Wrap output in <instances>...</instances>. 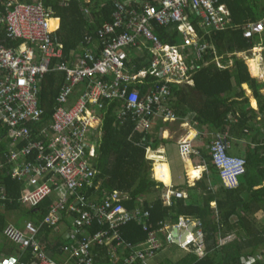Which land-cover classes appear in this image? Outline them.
Listing matches in <instances>:
<instances>
[{
  "label": "built area",
  "instance_id": "built-area-1",
  "mask_svg": "<svg viewBox=\"0 0 264 264\" xmlns=\"http://www.w3.org/2000/svg\"><path fill=\"white\" fill-rule=\"evenodd\" d=\"M0 4L4 8L0 15V149L5 147L0 151V172L21 182L23 206L53 197L39 224L29 222L25 230L14 224L4 227L3 234L18 252L3 257L0 264H24L21 251L28 245L33 258L25 264H93L95 245L108 248L112 263L120 258L121 264H161L158 253L171 244L202 257L200 220L180 216L177 222L160 221L157 228H151L149 210L124 207L121 202L128 198L119 191L95 198L100 180L91 162L101 136V110L112 104L116 121L131 120L134 134L149 133L156 119L176 121L173 112L159 104L169 92L166 83L193 84V57L198 59L202 53L224 67L222 56H211L207 39L214 42L221 32L241 31L251 47L233 55L245 60L259 58L263 69L264 15L235 24L223 0L117 1L111 20L98 27L94 37L86 35L79 52L66 59L56 35L60 18H52V9L43 0H0ZM51 20H58L56 29H51ZM156 28H171L177 44L162 43ZM187 50L194 52L190 59ZM51 71L64 73V79L50 122L41 125L44 111L38 105V93L43 76ZM145 83L150 84L142 92L140 85ZM209 149L222 184L236 188L246 171L245 160L227 153L229 143L222 136L212 138ZM178 150L185 162L200 155L188 137L179 140ZM6 197L5 187L0 186V209L5 207ZM186 197L184 191L172 188L161 194L164 205L172 198ZM64 210L73 212L68 215L71 224L91 226L97 221L101 228L82 238L72 234L74 241L57 259L35 234L43 224L61 228ZM131 221L146 233L140 242L121 236L120 227ZM226 239L221 238L220 243Z\"/></svg>",
  "mask_w": 264,
  "mask_h": 264
},
{
  "label": "trees",
  "instance_id": "trees-1",
  "mask_svg": "<svg viewBox=\"0 0 264 264\" xmlns=\"http://www.w3.org/2000/svg\"><path fill=\"white\" fill-rule=\"evenodd\" d=\"M117 1L124 0H43L53 10L54 17L60 18L57 36L63 44L66 57L77 54L84 37H94L97 28L111 20ZM223 1L229 4L235 23L255 21L264 15L261 0ZM58 23V20H51V29H56ZM155 34L163 43L177 44L171 28H157ZM217 39L219 42L216 46L220 52L245 50L249 46L241 31L222 32ZM193 53L187 50L188 59L192 58ZM255 69L254 61L244 62L237 58H234L232 67L219 68L214 62H210L207 53H202L198 59L193 57V84L166 83L169 92L165 99H159V104L173 112L177 123L187 120L198 127L205 138V144L201 148L192 141L194 148L200 152V155H192L194 163L205 165L201 179L193 186L186 182L183 187H172L173 190H187L191 199L189 196L172 198L170 204L164 205L161 199L164 187L158 181L162 184L165 182L166 164H156L153 167L158 171L153 174L158 180L156 181L152 177V161L146 158V148L152 149L158 144V134H134L131 120H125L122 125L115 123V109L112 104L104 105L101 110V136L97 142L96 155L91 162L96 178L100 180V188L96 191L95 198L100 200L107 193L119 191L128 198L121 202L124 207H142L149 210L151 228H157L160 221L177 222L180 216L202 222L204 255L199 257L196 253L186 252L176 260L160 259L161 264H264V221L258 216L264 215V81L252 76L256 75ZM63 79L64 73L54 71L44 77L38 93V105L44 111L41 125L50 122ZM149 84L140 85L142 92ZM243 84H247L252 91L253 98L257 101V110L250 106ZM168 123L159 119L156 132ZM217 136L228 141L229 155L245 160L246 171L239 177L236 188H226L217 168L211 163L209 146L212 138ZM4 148L3 145L0 151ZM200 172L201 169L191 168L190 178L194 180L199 177ZM0 186H4L7 193L5 207L0 209V233L4 238V246L0 249L7 256H14L17 247L3 234V229L8 224L6 213L17 212L15 224L25 230L29 222L37 225L44 219L53 197L49 196L44 202L26 207L20 201L21 182L0 172ZM69 212L73 213L63 211L62 221L65 224L61 228L55 230L51 225L43 224L37 228L35 234V238L46 249L52 250L57 259H60L59 255L74 241L72 234L82 238L86 233L101 228L97 221L91 226L85 223L71 224L73 219L68 216ZM21 217L24 219L20 220ZM120 232L122 238L134 243L142 241L146 235L141 225L135 221L123 224ZM229 237L232 238L220 243L221 238ZM107 249L99 245L93 247V264H121L120 258L114 263L109 261ZM31 258L32 247L28 245L21 251V261L25 264Z\"/></svg>",
  "mask_w": 264,
  "mask_h": 264
},
{
  "label": "crops",
  "instance_id": "crops-1",
  "mask_svg": "<svg viewBox=\"0 0 264 264\" xmlns=\"http://www.w3.org/2000/svg\"><path fill=\"white\" fill-rule=\"evenodd\" d=\"M262 5L264 6L263 2H262ZM227 6L230 9L228 3H227ZM230 13H231V9H230ZM231 20L233 23H235L233 21V18H232V13H231ZM244 23H246V22H244ZM235 24H243V23H235ZM227 31H231V30H227ZM224 32H226V31H224ZM207 43L209 45L211 56H214V57H221L222 56L223 57L222 60H220V62L224 65V67H220L217 65L216 62H214L219 68H225V67H229V66L233 65V63H234L233 53L235 51L230 52V53L229 52H220L218 50L217 46L214 44V42L207 39ZM247 44H248V42H247ZM257 70H260V68H257ZM243 87L246 90V94L250 95L249 93H247V91H248L247 89H249L248 85H247V87H245L243 84ZM263 92H264V89H263ZM252 99L254 100L253 96H252ZM253 100H252V102H253ZM252 102H251L250 106L253 109L257 110L258 109V106L256 104L257 101L255 100V106H253ZM158 122H159V119H156L153 127L149 131V134H151V135L158 134V139H157L158 144L152 149L149 148L148 153H147V157L149 159H151V161H152V164H153L152 167L156 164H162V163H165L167 165V170H166L167 184H166L165 188L183 187V186H185L186 182H189L190 186L195 185L196 181H199L201 179V177L203 176V172L205 171V165L204 164H197L196 165L194 163L193 159H191V161L187 160V162L183 161L180 154H179L178 142H179V140H181L185 137H188V139L192 140L193 143L197 144L196 145L197 147L201 148L205 144V138H203L204 134H201L198 127L191 126V124L187 120H186V122L181 123V124L177 123V121L169 122L168 124H164L163 128L159 132H156L155 129H156V124ZM190 135H193L192 139L189 138ZM176 149L178 150L179 158L177 156V153H176L177 150ZM189 164H191V165H189ZM187 167H190L189 169L196 168V167L198 169H201V171H202L201 176L198 178H195L194 180L191 179L190 175H189L190 170H187ZM187 172H188L189 177L186 176ZM182 191H183V189H182ZM185 191H186L185 194L187 195V197L189 196V198L191 199L189 192L187 190H185ZM174 246H176V245H170V246L162 249L158 254L159 259L170 258L172 260H176L177 258L181 257L180 255L184 252H182L181 254H177L176 250L180 249V248L174 247ZM0 250H1L0 251V259H2L3 257L7 256V253L5 251H3L2 249H0ZM50 251L52 252V250H50ZM16 252H18V249H16Z\"/></svg>",
  "mask_w": 264,
  "mask_h": 264
},
{
  "label": "rangeland",
  "instance_id": "rangeland-1",
  "mask_svg": "<svg viewBox=\"0 0 264 264\" xmlns=\"http://www.w3.org/2000/svg\"><path fill=\"white\" fill-rule=\"evenodd\" d=\"M262 2H263V0H262ZM52 12H53V10H52ZM52 18H58V17H54V12H53V14H52ZM170 53L168 52V51H166V55H167V57L169 58V55ZM64 57L66 58V59H70V56H68V57H66L65 56V54H64ZM253 61H255V60H250V62H253ZM262 67H263V69L262 70H260L259 72L261 73H259V75H257V76H254V77H256L259 81H264V62L262 63ZM252 69H253V67H252ZM254 72V71H253ZM248 91H247V93H249L250 95H247L248 96V99H249V103H250V105H251V102H252V96H253V94H252V91L250 90V89H247ZM263 91V90H262ZM258 106V105H257ZM191 126H193L194 127V125H191ZM179 134V133H178ZM177 150V149H176ZM177 156H178V150H177ZM178 158H179V156H178ZM189 165H191V164H189ZM155 166V165H154ZM153 166V167H154ZM190 167H187V170H190L189 169ZM154 168H153V174H156L157 172H154ZM204 173V172H203ZM186 176L187 177H189V175L188 174H186ZM5 210V209H4ZM5 212V211H4ZM6 216H7V219H8V224H14V225H16L15 224V222H16V220H17V218H18V213L17 212H15V211H8L7 213H6ZM258 216H259V218H262V220L264 221V218H263V216L264 215H262V214H258ZM24 219V217H21L20 218V220H23ZM7 224V225H8ZM30 230V229H29ZM31 230H32V228H31ZM232 237H229L228 239H231ZM226 238H224V240H225ZM228 239H226V240H228ZM4 246V240H3V238H2V234L0 233V247H3ZM174 247H178V246H174ZM185 251L186 250H184V249H177L176 250V252H177V254H181L182 252H184V253H182L180 256H182V255H184L185 254ZM175 252V253H176ZM178 257V256H177Z\"/></svg>",
  "mask_w": 264,
  "mask_h": 264
},
{
  "label": "clouds",
  "instance_id": "clouds-1",
  "mask_svg": "<svg viewBox=\"0 0 264 264\" xmlns=\"http://www.w3.org/2000/svg\"><path fill=\"white\" fill-rule=\"evenodd\" d=\"M226 3H227V2H226ZM262 17H263V16H262ZM262 17H261V18H262ZM261 18H260V19H261ZM258 20H259V19H258ZM255 21H256V20H255ZM57 32H58V31H57ZM221 33H222V32H221ZM219 34H220V33H219ZM219 34H218V35H219ZM56 35H57V33H56ZM57 37H58V36H57ZM217 37H218V36H217ZM58 39H59V38H58ZM59 41H60V40H59ZM214 42H215L214 44L216 45V44L219 42V40H218V39H217V40H214ZM162 43H163V42H162ZM62 45H63V44H62ZM250 47H251V45L249 44V46H248L245 50H240V51H235V52H244V51H247ZM235 52H234V53H235ZM234 53H233V54H234ZM233 57H234V58H237L235 55H233ZM237 59H242V60H244V62L246 61V60L243 59V58H237ZM247 60H248V59H247ZM250 60H251V59H250ZM232 66H233V65H232ZM232 66H229V67H232ZM225 68H228V67H225ZM58 73H60V72H58ZM251 75H252V74H251ZM252 76H257V75H252ZM263 78H264V77H263ZM124 122H125V121H124ZM124 122H123V123H124ZM115 123H117V124H119V125H122V124H123V123H121V124L118 123V122L116 121V119H115ZM148 148H149V147H148ZM146 158L149 159V158L147 157V154H146ZM149 160H151V159H149ZM152 165H153V164H152ZM151 172H152V177L154 178V180H156L155 177H154V175H153V167H152V169H151ZM156 181H158V180H156ZM158 182H160V184L163 185V187H164V190H163V191H165V190L167 189V188H165L166 185L162 184L161 181H158ZM163 191H162V192H163ZM171 245H176V246H178L177 244H171ZM168 246H170V245H168ZM168 246H167V247H168ZM178 247H179V246H178ZM179 248H180V247H179ZM180 249H181V248H180ZM160 251H161V250H160ZM185 252H187V251H185ZM158 254H159V253H158ZM157 259L160 261V259H159L158 256H157Z\"/></svg>",
  "mask_w": 264,
  "mask_h": 264
},
{
  "label": "bare ground",
  "instance_id": "bare-ground-1",
  "mask_svg": "<svg viewBox=\"0 0 264 264\" xmlns=\"http://www.w3.org/2000/svg\"><path fill=\"white\" fill-rule=\"evenodd\" d=\"M3 10H4V8H3V6H1V4H0V15L3 14ZM50 26H51V25H50ZM248 61H250V59H248ZM254 62H255V65H256L255 73H256V75H258V74L260 73V72L257 70V68H260V67H259V64H258V62H259V58H258V59H255ZM256 71H257V72H256ZM48 73H49V72H48ZM48 73H46V74H48ZM253 73H254V72H253ZM46 74H45V75H46ZM260 74H261V73H260ZM45 75L43 76V80H44ZM254 75H255V74H254ZM43 80H42V83H43ZM244 86L247 87L246 84H244ZM252 104H253V106H255V99L253 100ZM256 104H257V103H256ZM192 137H193V135H190L189 138L192 139ZM166 170H167V165L165 166V169H164V176H165V182H164V185L167 184ZM154 172H158V171L154 170Z\"/></svg>",
  "mask_w": 264,
  "mask_h": 264
},
{
  "label": "water",
  "instance_id": "water-1",
  "mask_svg": "<svg viewBox=\"0 0 264 264\" xmlns=\"http://www.w3.org/2000/svg\"><path fill=\"white\" fill-rule=\"evenodd\" d=\"M189 229H191V227H189ZM176 230H177V229L175 228V229H174V233H173L174 236H177V232H176ZM183 237H184V236H183Z\"/></svg>",
  "mask_w": 264,
  "mask_h": 264
}]
</instances>
